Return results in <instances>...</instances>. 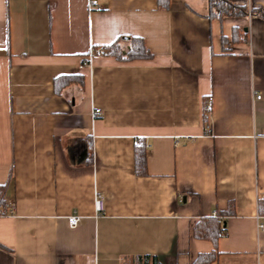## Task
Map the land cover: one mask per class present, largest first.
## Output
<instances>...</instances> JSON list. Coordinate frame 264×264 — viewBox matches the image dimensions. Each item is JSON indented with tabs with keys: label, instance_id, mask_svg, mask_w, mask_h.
Segmentation results:
<instances>
[{
	"label": "crops",
	"instance_id": "0c3cea01",
	"mask_svg": "<svg viewBox=\"0 0 264 264\" xmlns=\"http://www.w3.org/2000/svg\"><path fill=\"white\" fill-rule=\"evenodd\" d=\"M98 2L101 11L86 0H0V187L14 206L0 215V264H121L138 255L191 264L213 249L192 238V226L228 202L234 214L222 220L210 264H264L255 219L264 199V19L208 18L207 0H169L167 10L156 0ZM130 36L150 59L87 57ZM70 74L82 86L56 94L53 79ZM136 140L148 145L142 176L133 170ZM72 213L80 221L69 228Z\"/></svg>",
	"mask_w": 264,
	"mask_h": 264
},
{
	"label": "trees",
	"instance_id": "16d2710c",
	"mask_svg": "<svg viewBox=\"0 0 264 264\" xmlns=\"http://www.w3.org/2000/svg\"><path fill=\"white\" fill-rule=\"evenodd\" d=\"M208 13L207 17L221 18H240L245 15L258 16L264 19V8L247 9L245 5H237L229 0H207ZM156 6L160 10H167L169 0H156ZM231 40L238 41V30L232 28ZM224 38H222V43ZM101 53L112 56L118 62H130L133 60H146L151 58V54L144 46L140 37L130 36L118 38L107 45L100 47ZM87 62L84 59L83 63ZM53 90L56 94L70 84L82 86L83 78L80 74L59 75L53 79ZM208 110L203 109L202 122L204 129L208 130ZM91 152L88 158L90 159ZM133 170L138 176L146 174V158L144 153L143 143L136 140L133 147ZM3 196L2 187H0V199ZM257 207L260 213L264 214V199L257 200ZM234 214V205L228 202L225 210L217 211L214 215L199 218L191 228V236L198 240L210 241L213 245L212 251L209 253H201L196 256L191 264H210L214 262L218 256L216 250V242L225 230L222 226L223 218ZM121 264H161L158 258L154 255H138L125 259Z\"/></svg>",
	"mask_w": 264,
	"mask_h": 264
},
{
	"label": "built area",
	"instance_id": "2783aa9c",
	"mask_svg": "<svg viewBox=\"0 0 264 264\" xmlns=\"http://www.w3.org/2000/svg\"><path fill=\"white\" fill-rule=\"evenodd\" d=\"M86 7L88 11H101L102 10V6L99 4L98 0H86ZM101 50L102 49L100 47H94L90 49L87 57H89L91 54H94V53H101ZM86 63L87 62H84L83 64H86ZM255 98L259 99V95H256ZM210 107H211V98L208 97L206 99L204 108L209 111ZM92 115L94 117H98L101 115V112L99 109L95 108L92 111ZM143 146L145 149L148 148L147 144H144ZM103 203H104V199L102 195L96 194L93 200V210L96 215L100 214L103 211ZM13 211H14L13 203L9 200L4 199V197L2 196L0 199V215H11ZM212 215H214V213H212ZM262 218H264V214L263 215L256 214L255 216L256 228L258 231H262L264 228V225L261 222ZM79 221H80V217L76 215L75 213L70 214L66 218V222L69 228L76 227Z\"/></svg>",
	"mask_w": 264,
	"mask_h": 264
}]
</instances>
